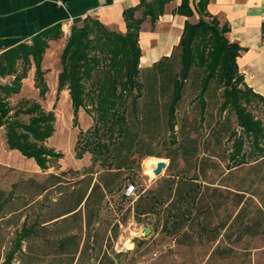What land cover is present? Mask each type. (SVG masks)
Segmentation results:
<instances>
[{
	"label": "trees",
	"instance_id": "1",
	"mask_svg": "<svg viewBox=\"0 0 264 264\" xmlns=\"http://www.w3.org/2000/svg\"><path fill=\"white\" fill-rule=\"evenodd\" d=\"M169 1L140 0L137 5L125 8L122 12L125 32L109 28L89 15L80 23L72 24L59 56L61 68L57 76L56 98L63 88L68 90L73 124H77L80 109L93 114V125L88 129L91 136L83 143L76 140L75 154L79 158L85 150L89 151L92 163L98 162L102 169L95 181L89 173L83 189L71 187L67 194L71 199L66 205L79 206L83 202L89 230L98 217L105 194L112 192L126 178L124 170L133 166L134 154L138 157L161 156L153 150L154 144L161 140L170 148V153L164 155L169 160L166 171L180 155L196 173L190 177L184 174L174 177L169 173L161 177L155 187L145 189L133 207L137 222L148 214L158 213L159 205L166 203L161 213V228L174 236L178 245L209 244L220 237L238 242L244 236H264V206H256L250 214L253 193L246 196L247 191L241 187L230 190L199 180L205 177L206 168L215 166L210 158L224 137L232 140L227 154L231 165L245 164L248 152L264 158V123L248 108L251 103L264 105V96L249 87L238 70L236 57L243 47L228 40V23L220 24L219 19L208 12L209 0H196L193 8L189 0H181L174 12L187 17L196 12L197 19L185 20L179 41L169 55L162 56L150 66L139 67L141 24L148 17L153 27ZM138 9H141L140 16L135 15ZM61 33V24L56 23L34 35L31 43L20 42L0 54V78L14 74L11 81L0 82V127L4 128L6 145L27 158H33L42 170L51 166L52 159L63 156L46 143L55 130V114L33 99L21 98L13 106L8 99L19 91L30 58L35 66L39 94L44 96L47 87L40 66L42 56L47 40L57 38ZM18 61L21 62L20 70ZM190 82L197 88L194 97L196 117L192 123L182 120L179 123L177 112ZM203 128L207 131L204 130L203 139H199ZM191 130L195 136L190 134ZM246 142L248 152L244 150ZM81 144L84 151L79 150ZM210 144L212 149H209ZM198 151L208 153L200 156ZM263 162L264 159L259 160L254 166ZM35 184L38 186L35 197L51 189L57 193L67 191L59 190L63 174L49 173L44 182ZM11 195L10 191L0 190V213L12 201ZM31 200L33 198L10 211L11 214L21 212L22 215V211L32 205L27 207ZM29 218L25 214L15 246L5 254L1 264H11L15 251L25 254L26 250L21 248L23 242H28L26 249L31 253L36 238L70 253L66 259L70 264L78 248L76 235L47 241L41 233L44 228L39 227L34 218L31 221ZM213 218H218V222L213 224ZM113 228L117 229L116 223ZM84 249L85 246L81 252ZM101 250L102 241L95 255L97 264L117 263L121 252L114 251L111 242H106L105 249ZM231 252V246H216L211 254L223 257Z\"/></svg>",
	"mask_w": 264,
	"mask_h": 264
},
{
	"label": "rangeland",
	"instance_id": "2",
	"mask_svg": "<svg viewBox=\"0 0 264 264\" xmlns=\"http://www.w3.org/2000/svg\"><path fill=\"white\" fill-rule=\"evenodd\" d=\"M219 22L220 24L223 23L221 19H219ZM53 55L49 56L50 63L47 64V68L49 69V74L55 75L56 70H60L61 65L60 61L57 60V55ZM51 68H53V71ZM192 79L195 82V78ZM195 86V83L192 84L191 82L187 86L184 100L177 112L179 123L181 120L185 121V123H192L195 120L196 101L194 97L197 91ZM20 98L31 99L32 97L13 96L9 97L8 101L13 106ZM41 102L45 109L53 110L55 114V132L47 140V144L61 152L63 156L59 159H52L50 162L51 166L45 171L38 169L32 162H29L26 169L15 164L0 163V190L5 193L9 191L12 193V201L0 213V264L4 260L5 254L15 246V238L21 227L23 214L30 216L29 221L35 215L46 217L47 215L41 212L43 205L48 207L55 203L52 202V199L59 197L57 190L51 189L46 194H43L30 208L23 210L22 215L21 212L8 215L10 211L18 208L25 201L35 197L38 188L35 183L44 182L49 173L63 174V184L59 190H67L65 192L66 194L71 190V187H82L83 189L87 183L89 173H92L91 175L95 181L98 173L102 169V166L98 162L92 163V154L89 151H84L82 144L79 146V150L84 151L81 157L78 158L75 154L76 140L80 139L81 143H83L85 139L91 136L88 129L93 125V114H89L85 110L80 109L77 116V124H73L70 99L64 90L60 92L57 100L55 99V93L50 94L49 92ZM248 108L264 123L263 104L251 103ZM22 118L25 119L26 117L22 116ZM232 125L235 126V122ZM178 127L179 124L175 126V129H178ZM204 130L207 131L203 128L198 135L199 139H203L205 135L203 134ZM190 134L192 136L196 135L192 130ZM231 144L232 140L224 137L221 145L214 148V153L210 161L214 162L215 166L206 168L205 177L203 176L199 180H202V183H206L207 181L211 186L228 187L230 190L241 187L240 189L247 191L245 192L246 196L253 193L252 200L249 203L250 214H252L256 206H264V162L258 166H254L256 162L264 158H260L257 154V156L250 154L248 152L249 144L246 142L244 150L248 152L246 157L247 162L241 165H231L232 163L227 157ZM168 147L169 144H164L160 140L154 144L153 150L161 153V156L138 157L137 154H134L135 162L133 166L131 169L125 168L124 170L123 176H126V178L112 192L106 193L101 202L97 214L101 223L99 232L109 234L107 240H103V245L109 241L113 249H118L121 252L116 264H264V236L262 235L254 237L244 236L238 242H230L220 237L218 240L209 244L197 243L191 247H186L176 244L173 238L174 236L166 233L161 228V213L166 203L159 205L158 213L148 214L142 217L140 222L134 219L133 207L138 195L147 188L155 187L161 177H166L169 173L174 177L183 174L186 177H190L196 173L178 155L169 171H166L165 167L160 176L155 177L149 169L150 167L153 168L155 163L160 159L165 161L166 166L168 165L169 160L164 157L166 153H170V148ZM212 147L213 145L210 144L209 149H212ZM207 153L208 151H198V155L200 156H205ZM12 161L18 164L24 163V161H17L14 158ZM81 176H85V178L79 181ZM199 180L197 181L199 182ZM129 183L135 185V197H129L124 194L125 187ZM15 185H17L16 188ZM76 195L77 191L74 193V196ZM70 199L67 195V197L61 200V203L67 204ZM77 217L78 215L72 217V219ZM217 222L218 218H213L212 223ZM115 223L117 224L116 230L113 228ZM145 227L150 228V232L146 236L143 235ZM51 229L57 230L54 227ZM30 241L33 240L31 239ZM128 243L129 245L127 246L126 244ZM27 244L28 242L22 243V247L26 250L25 254L21 255L18 251L14 252V258L11 264H48L51 258L46 255V244L41 239L36 238L33 241L35 249L31 253L27 252ZM216 246H231L232 252L228 256H212L211 252ZM76 264L83 263L78 260Z\"/></svg>",
	"mask_w": 264,
	"mask_h": 264
},
{
	"label": "crops",
	"instance_id": "3",
	"mask_svg": "<svg viewBox=\"0 0 264 264\" xmlns=\"http://www.w3.org/2000/svg\"><path fill=\"white\" fill-rule=\"evenodd\" d=\"M139 1L74 0L58 2L53 0H0V54L20 42L31 43L34 35L56 23L61 24L62 31L59 37L49 38L47 40V47L42 56L40 66L42 78L47 87L44 96L41 97L39 94V87L35 83V66L30 58L31 63L26 75L21 79L20 89L11 97L29 96L32 97L31 99L38 101L42 107L41 101L45 99V96L49 92L50 94L55 93V99L57 100V76L59 70L56 68L55 75L49 74L47 64L50 63L49 56L52 54L57 55V60H59L60 53L65 45L72 24L80 23L85 16L89 15L98 19L109 28L125 32L126 27L122 12L125 8L137 5ZM180 1L171 0L166 3L163 12L158 16L153 27L150 25L148 17L142 22L138 36V42L141 48L139 67L150 66L162 56L169 55L179 41L185 20L195 21L197 19L196 12L191 17L174 12L180 4ZM194 1L196 0H189L191 8L194 7ZM207 10L211 15L228 23L229 30L226 33L228 40L236 42L243 47V50L236 57L238 70L243 75L245 83L255 92L264 96V0H209ZM140 14L141 9H138L135 15L140 16ZM20 69L21 62L18 61V70ZM51 69L53 71V68ZM13 78L14 74H11L0 78V82H9ZM63 90L68 94L66 88H63L61 91ZM20 154L18 150L7 147L4 128L0 127V163L15 164L26 169L29 162H32L34 166L42 170L33 158H27ZM13 158L17 161H24V163L18 164L13 162ZM86 191L88 192L89 188ZM44 193L34 197L27 204V207L38 201ZM67 194L68 192L66 194L65 192L58 193L59 197L52 199V202L55 203L48 207L43 205L41 212L47 216L35 215L34 220L39 227L44 228V232L41 233L43 234V239L47 241L60 239L67 235H76L78 248L74 252V260L70 264H76L78 260L83 264H97L98 260L95 259V255L98 254L99 243L100 241L103 242V240L106 241L109 234L99 232L101 223L98 217L94 219V222L91 223L88 230L83 202L79 206L72 204L67 207L66 204L61 203V200ZM78 210L80 211L79 213H77ZM76 213L78 217L72 219V217L76 216ZM24 219L25 214L22 216V221ZM74 222L75 224H73ZM65 224L66 226H64ZM52 227L57 230L51 229ZM39 231L40 228L37 230V234ZM50 244V242L46 244L45 251L46 255L51 258L48 264H67L66 257L71 254L66 251L64 252L62 249H56L55 246L51 247ZM84 246L85 249L81 252ZM21 248L25 251L24 247ZM104 249L105 244L103 245L102 243V250ZM113 250L119 252L118 249Z\"/></svg>",
	"mask_w": 264,
	"mask_h": 264
},
{
	"label": "water",
	"instance_id": "4",
	"mask_svg": "<svg viewBox=\"0 0 264 264\" xmlns=\"http://www.w3.org/2000/svg\"><path fill=\"white\" fill-rule=\"evenodd\" d=\"M53 1H58V2H69V1H74V0H53ZM166 167V163L165 161H163L162 159H160L159 161H157L154 165V167L152 168V173L155 177L160 176V174L162 173L163 169ZM150 232V228L149 227H145L143 230V235L146 236L148 235Z\"/></svg>",
	"mask_w": 264,
	"mask_h": 264
},
{
	"label": "built area",
	"instance_id": "5",
	"mask_svg": "<svg viewBox=\"0 0 264 264\" xmlns=\"http://www.w3.org/2000/svg\"><path fill=\"white\" fill-rule=\"evenodd\" d=\"M124 194L129 197H135L136 196V188L135 185L132 183L127 184L124 190Z\"/></svg>",
	"mask_w": 264,
	"mask_h": 264
},
{
	"label": "bare ground",
	"instance_id": "6",
	"mask_svg": "<svg viewBox=\"0 0 264 264\" xmlns=\"http://www.w3.org/2000/svg\"><path fill=\"white\" fill-rule=\"evenodd\" d=\"M149 161H151V160H149ZM153 162H155V161H153ZM152 162V163H153ZM147 164V163H146ZM149 171H152V167H150V169H149ZM127 246L129 245V243L128 244H126Z\"/></svg>",
	"mask_w": 264,
	"mask_h": 264
}]
</instances>
